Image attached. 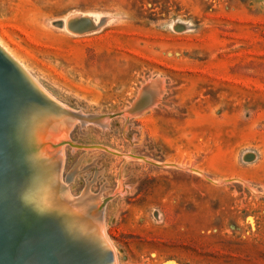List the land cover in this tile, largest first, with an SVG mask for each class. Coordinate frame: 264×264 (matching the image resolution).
I'll return each instance as SVG.
<instances>
[{
	"label": "rangeland",
	"instance_id": "obj_1",
	"mask_svg": "<svg viewBox=\"0 0 264 264\" xmlns=\"http://www.w3.org/2000/svg\"><path fill=\"white\" fill-rule=\"evenodd\" d=\"M0 42L72 113L61 188L101 197L118 264H264V0H0Z\"/></svg>",
	"mask_w": 264,
	"mask_h": 264
},
{
	"label": "bare ground",
	"instance_id": "obj_2",
	"mask_svg": "<svg viewBox=\"0 0 264 264\" xmlns=\"http://www.w3.org/2000/svg\"><path fill=\"white\" fill-rule=\"evenodd\" d=\"M72 15L75 16H73L72 18H70L69 16L68 18L70 19L67 18L68 20L63 22V26L65 27V29L71 32H75V30H78L75 29V20L91 17L89 15L85 17L86 14L78 15V13ZM93 22H95L94 19L93 21L87 20L85 22V25L83 24L84 27L82 29L84 31L94 29L98 22ZM97 26L96 28H98ZM73 34L75 35V33ZM0 54L10 64V71L8 73H4L2 79L4 85L8 84L9 87L7 88L8 90H10V94H7L5 98H7L8 101L13 102L14 105H16V107H13L14 105H12V107L7 108L6 106H4L5 104H7L6 102H8L6 99L5 104L3 103L4 115H8V117L10 118L9 120L11 122L7 127L2 126L3 128H6V130L1 128L4 130L3 139L9 141L8 144H11L6 146V144L4 143V145L7 147V151L8 146H11V153L19 155V159L24 164L25 162L26 164H28L26 173L23 174H33L30 177L31 179H34L33 182H28L27 180L29 177L26 178L25 175H23L22 179L25 180L21 181V185L19 186L18 182H15V180L13 179L12 171L9 172V175L5 174V176L1 175V173H3L1 172V170V207L15 214L18 213L21 215V213H27L29 216L35 219L38 224L41 223L46 228L53 227L54 229H59L61 231L63 230L65 235H61L62 241H58V243H55V248L58 251L57 259L60 263L68 264L69 258H76L77 256H81V263L83 261H86L91 264H118V258L115 253L114 247L106 233L104 217L102 215L104 213V205L102 204L103 202L101 203V197L98 198L97 194L96 196L94 195L95 197L93 196L94 199L92 200L89 197L90 202L88 198L86 199L88 201H85L84 198L85 202L82 201L83 198H81V203H77L79 200L77 202L75 201L78 197L75 200H72V198H70V194L68 195L67 191L65 193L64 191H62V189L65 187L63 184H60V174L62 168H60L59 173L57 172V170L60 165L59 161L61 160L63 155L62 145L67 140L66 137L69 134V132L68 134H66L64 133V131L73 124L65 121L64 113H67L69 115H71L72 113H70V111L68 113V110L66 111V109L64 110L65 107L62 106L59 102H57L56 99H54L52 95H50L40 85V83L36 80V78H34L30 74L27 67L20 61V59L13 53H11L2 42H0ZM155 81H152L150 79V81L147 82L145 86L142 84L143 87L141 86L142 88L138 90L139 93L137 92V96L139 95L138 98L134 99L135 102H132L133 104L130 103L131 106L126 110L125 113H129L130 115V113L134 112H144L148 108L152 107L156 101L158 102L161 99L160 96L163 94L164 91V89H161L164 87H162V82L161 84H159L157 83V81ZM78 112L76 111L75 113H77V116L79 117ZM81 113L82 112H80V114ZM117 114H119L118 116H120V112ZM75 115L76 114L72 115V117H74ZM96 115L94 114V117ZM90 116L93 117V115ZM100 116L95 118L94 122L96 121V123L99 122L100 124L105 123L106 120ZM121 116L123 115L121 114ZM75 120L76 119H74V123L76 122ZM92 120L90 119L91 122ZM56 124H58V128H55V130L52 129L54 128V126L57 127ZM33 141H35V144L32 143L33 146H30L31 142ZM63 146H65V144ZM6 153L8 154V152ZM12 155H10V158L13 159L14 157H12ZM5 156L8 155L5 154ZM19 159L16 158L17 164L20 167ZM35 161H37L36 166L32 165ZM37 167H42V169L44 170L43 172L47 173V177H45L47 178V180L45 182L41 181L40 174H43V172L39 171ZM62 185L64 187L61 188ZM27 187H29L28 191ZM120 188L121 187H119V189ZM87 189L86 194L84 192L82 195H90L89 193H87ZM65 190L67 189L65 188ZM78 199H80V197ZM88 206L89 208H91L92 217L87 214V221H84V218H82V220L84 219L83 222L81 221V219L80 221H77V218L79 220L81 214H83L84 216V212L85 210H87ZM63 207H65V209L66 207L69 208L67 211H64V209V213L62 212V214L59 213L58 215L57 213L60 212ZM70 207L73 208L70 209ZM72 219H75V224L78 223L79 227H75L74 225L69 224L70 220ZM49 220L50 222L47 223V221ZM80 224L82 225L80 226ZM38 230L40 231V233L44 234L42 229L38 228ZM49 235L50 231L48 234H45L46 237H48ZM48 242L50 243L52 241ZM91 244L97 245L98 250L96 251L97 248H89ZM52 245H54L53 242ZM71 246H73L74 252L75 249H77L74 256H68L66 253L62 252V250L71 248ZM85 252H88V255H85ZM108 252H111L113 254V262L111 263L106 262ZM79 253L81 255H78Z\"/></svg>",
	"mask_w": 264,
	"mask_h": 264
},
{
	"label": "water",
	"instance_id": "obj_3",
	"mask_svg": "<svg viewBox=\"0 0 264 264\" xmlns=\"http://www.w3.org/2000/svg\"><path fill=\"white\" fill-rule=\"evenodd\" d=\"M10 71V64L1 56L0 54V171H12L13 179L18 182L19 186L23 175L28 178V182H33L31 179L33 174H23L26 173L27 165L19 159V155L13 153L14 158L19 159L20 167L16 161H10L8 156H4L6 151L3 147V135L1 128L9 126L10 118L8 115H4V83L2 81L3 74ZM6 90V89H5ZM6 144V143H5ZM12 168V169H11ZM26 185V184H25ZM22 188V187H21ZM29 187H27V191ZM21 213V212H19ZM23 215V216H22ZM50 222L47 221V223ZM38 228L42 229L44 234L40 233ZM50 235L48 237L45 234ZM65 235L64 231L59 229H54L53 227L46 228L43 224L35 221L27 213L15 214L7 211L5 208L1 207L0 204V264H65L60 263L57 259L58 251L55 248V243L62 241L61 235ZM52 240H50V239ZM52 241L54 245H52ZM77 249H75L76 252ZM68 256L75 255L74 248H67L62 250ZM88 255V252L84 253ZM107 263L113 262V254L108 252ZM72 264V263H71ZM81 264H91L89 262L83 261Z\"/></svg>",
	"mask_w": 264,
	"mask_h": 264
}]
</instances>
